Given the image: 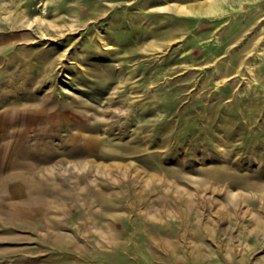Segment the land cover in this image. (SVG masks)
<instances>
[{"label":"rangeland","instance_id":"374dc122","mask_svg":"<svg viewBox=\"0 0 264 264\" xmlns=\"http://www.w3.org/2000/svg\"><path fill=\"white\" fill-rule=\"evenodd\" d=\"M0 264H264V0H0Z\"/></svg>","mask_w":264,"mask_h":264},{"label":"bare ground","instance_id":"6f19581e","mask_svg":"<svg viewBox=\"0 0 264 264\" xmlns=\"http://www.w3.org/2000/svg\"><path fill=\"white\" fill-rule=\"evenodd\" d=\"M206 2L208 3L209 1H206ZM194 4H195V3H194ZM194 4H193V5H194ZM200 4H202V3H199V4H197V5H194L195 7H193V9L196 8V7H199ZM204 4H205V2H204ZM201 7H202V6H201ZM186 8H187V7H186ZM199 9H200V8H199ZM188 10H189V9H188ZM219 11H220V10H219Z\"/></svg>","mask_w":264,"mask_h":264}]
</instances>
